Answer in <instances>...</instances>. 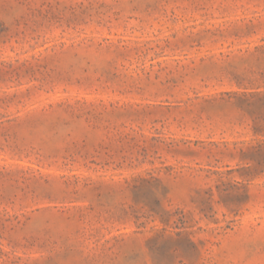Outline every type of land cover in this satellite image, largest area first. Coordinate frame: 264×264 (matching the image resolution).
I'll use <instances>...</instances> for the list:
<instances>
[{
    "label": "rangeland",
    "instance_id": "1",
    "mask_svg": "<svg viewBox=\"0 0 264 264\" xmlns=\"http://www.w3.org/2000/svg\"><path fill=\"white\" fill-rule=\"evenodd\" d=\"M0 22V264H264V0Z\"/></svg>",
    "mask_w": 264,
    "mask_h": 264
},
{
    "label": "trees",
    "instance_id": "2",
    "mask_svg": "<svg viewBox=\"0 0 264 264\" xmlns=\"http://www.w3.org/2000/svg\"><path fill=\"white\" fill-rule=\"evenodd\" d=\"M3 30L2 23L0 22V32Z\"/></svg>",
    "mask_w": 264,
    "mask_h": 264
}]
</instances>
